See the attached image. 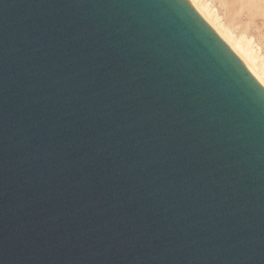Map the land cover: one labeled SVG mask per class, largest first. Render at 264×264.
<instances>
[{
  "label": "water",
  "instance_id": "water-1",
  "mask_svg": "<svg viewBox=\"0 0 264 264\" xmlns=\"http://www.w3.org/2000/svg\"><path fill=\"white\" fill-rule=\"evenodd\" d=\"M0 264H264V91L185 0H0Z\"/></svg>",
  "mask_w": 264,
  "mask_h": 264
},
{
  "label": "rangeland",
  "instance_id": "rangeland-1",
  "mask_svg": "<svg viewBox=\"0 0 264 264\" xmlns=\"http://www.w3.org/2000/svg\"><path fill=\"white\" fill-rule=\"evenodd\" d=\"M232 35H243L264 68V0H200Z\"/></svg>",
  "mask_w": 264,
  "mask_h": 264
},
{
  "label": "bare ground",
  "instance_id": "bare-ground-1",
  "mask_svg": "<svg viewBox=\"0 0 264 264\" xmlns=\"http://www.w3.org/2000/svg\"><path fill=\"white\" fill-rule=\"evenodd\" d=\"M195 13L202 19L208 28L219 38L228 51L238 59L242 67L255 80L264 91V68L256 51L250 46L249 41L240 35L235 37L222 24L217 22V16L200 0H185Z\"/></svg>",
  "mask_w": 264,
  "mask_h": 264
}]
</instances>
